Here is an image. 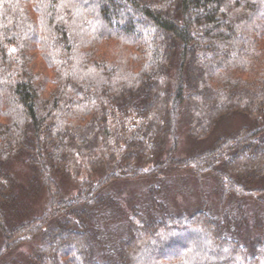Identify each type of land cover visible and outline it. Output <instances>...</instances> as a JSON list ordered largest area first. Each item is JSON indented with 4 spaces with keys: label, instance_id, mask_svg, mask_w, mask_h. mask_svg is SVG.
<instances>
[{
    "label": "trees",
    "instance_id": "16d2710c",
    "mask_svg": "<svg viewBox=\"0 0 264 264\" xmlns=\"http://www.w3.org/2000/svg\"><path fill=\"white\" fill-rule=\"evenodd\" d=\"M233 114L251 121L177 155L182 126ZM170 168L240 216L169 210ZM0 235V264L23 243V264H264V0H0Z\"/></svg>",
    "mask_w": 264,
    "mask_h": 264
},
{
    "label": "rangeland",
    "instance_id": "374dc122",
    "mask_svg": "<svg viewBox=\"0 0 264 264\" xmlns=\"http://www.w3.org/2000/svg\"><path fill=\"white\" fill-rule=\"evenodd\" d=\"M223 121V122H222ZM215 127L211 133L203 139H192L186 134L185 129L180 128L179 130V146L177 149V155L183 156L184 153H197L199 151H204L210 148L217 137L229 133L232 130L239 128L242 125L249 124L250 118L241 114H233V116L224 118ZM184 153V154H185ZM19 181L21 183H26L28 171L22 166H18L16 170ZM160 181V198L165 201L169 210L177 211H191L194 208L200 206L201 204H206V208L210 209L213 213L219 216L224 210L230 211L235 214L237 218L240 216L241 212L238 211L237 204L235 202L221 201L219 200V193L217 192L216 183L212 178H197L188 170L182 169H164V174ZM159 179V178H158ZM155 178L147 179L146 177L131 179L132 181H123L117 184L116 188L118 192V197L123 201V208L126 210L128 206L136 203L138 197L141 194H145L147 188H149V183H155ZM126 182V183H125ZM162 183V185H161ZM67 188V185L64 186ZM159 190V191H160ZM133 194V196L131 195ZM132 196V197H130ZM44 195L41 193L36 194L34 197V205H37L39 201H43ZM126 199H129L126 201ZM33 204V203H32ZM254 202L248 201L243 203L242 215L246 216V213H251L254 209ZM36 207V206H34ZM247 213V214H248ZM247 217V216H246ZM251 219H249V222ZM189 232L193 235L192 240H194L198 235H201L199 231ZM193 232V233H192ZM189 233V234H190ZM1 243V235H0ZM33 250V245L29 243L20 244L19 247L13 250L11 253L12 259L10 261L13 264H23L26 255L31 254ZM20 262V263H19Z\"/></svg>",
    "mask_w": 264,
    "mask_h": 264
}]
</instances>
